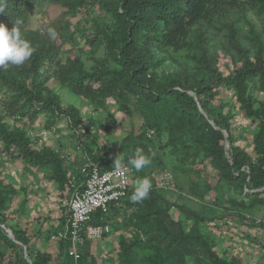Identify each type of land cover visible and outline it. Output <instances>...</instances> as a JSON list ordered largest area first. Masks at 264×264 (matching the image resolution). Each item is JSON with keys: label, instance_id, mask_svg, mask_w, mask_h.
<instances>
[{"label": "rangeland", "instance_id": "1", "mask_svg": "<svg viewBox=\"0 0 264 264\" xmlns=\"http://www.w3.org/2000/svg\"><path fill=\"white\" fill-rule=\"evenodd\" d=\"M238 2L226 11V15L203 28L205 39L209 40L211 67L222 73L210 114L213 116L217 111L230 114L235 145L254 155L259 125L242 108L235 86L228 84L234 64L241 63V54L233 47L229 36L231 27L235 26L238 42L253 54L256 44L251 24L264 42V22L251 0ZM94 15L97 14L82 12L74 16L67 14V8L60 3L46 4L32 11L28 29L22 30V34L33 46L40 45L47 39V29L55 28V20L61 16L68 20L64 24L66 27L70 25L74 29L75 24L80 23L81 26L87 24L91 30ZM83 37L82 33H77L74 42L59 48L62 54L60 74L43 86L44 99L51 97L53 101L51 109L38 110L35 114L33 108L30 110L22 102V110L11 115L4 104L9 93L4 89L0 91L3 123L11 130H25L35 149L43 154L51 152L54 156L53 159L42 156L29 161L20 150L0 154L1 189L11 195L4 211L7 222L28 233L34 251L51 253L53 264L57 263L60 248L53 235L58 226L63 222L65 226L69 219L72 188L82 182L81 175H86L90 167L98 165L93 160V152L103 149V154L109 151L116 159L120 156L122 141L127 139L130 143L135 139V150L143 148L151 156L152 163L139 172L132 169V181L135 185L137 178L149 176L154 199L140 206H122L121 214L111 218L112 231L101 239L91 240L85 247L84 263L128 264L129 257L125 256L123 247L126 243L135 256L132 264H148L147 257L156 256L154 245L170 255V260L175 258V252L179 253L183 264H217L211 260L208 247L194 241L201 234L220 256L233 264H264V204L259 203L262 196L249 194L251 191L242 187L240 180H228L221 164L208 158L206 147L213 136L198 141L200 117L193 115L188 119L193 125L191 128L184 124L187 116L172 118L171 124H177L176 130L188 136L186 143L190 144V154L186 158L177 157L171 153L177 139L175 130L171 129V124L165 127L147 119L144 112L147 113L148 108L143 104L139 107L131 103L130 98L120 102L113 96L93 99L68 86L66 74H75L74 67L80 63L87 70H99L109 51V42L102 37L94 47L86 45ZM193 39L196 38L193 36ZM196 53L183 49L171 56L168 51H157L156 56L163 62L152 70L155 76L152 81L157 87L167 85L173 78L189 86L210 81L215 73L193 59ZM247 83L253 105L258 108L264 100V90L255 79ZM99 85L93 82L95 88ZM145 95L142 93L143 99ZM146 100L149 101V97ZM214 141L223 143L218 136ZM225 144L228 149L226 140ZM55 158H59L61 164L56 165ZM59 169L66 174L67 180L60 182ZM147 222L151 223L149 231L142 228ZM1 226L9 236L7 229L10 227ZM172 237L176 239L171 243ZM24 256L30 259L25 253ZM18 260L15 249L0 236V264H19Z\"/></svg>", "mask_w": 264, "mask_h": 264}, {"label": "trees", "instance_id": "2", "mask_svg": "<svg viewBox=\"0 0 264 264\" xmlns=\"http://www.w3.org/2000/svg\"><path fill=\"white\" fill-rule=\"evenodd\" d=\"M251 1L257 6V12L263 16L264 22V0ZM57 3L67 8V14L74 16L82 12H95L97 15H94L93 29L89 30L87 24L81 26L80 23H76L74 29H71L70 25L66 27L64 24L68 20L65 21L64 18H67L61 16L55 20V29L59 33L56 40H51L46 33V41L34 46L33 56L23 65L16 68L12 65L0 66V91L4 89L9 93L4 104L11 115H16L22 110L23 106H20L22 102H25L30 110L33 108L35 114L38 113V110L51 109L53 101L51 97L44 99L45 89L43 86L47 80L49 81L60 74L62 54L59 48L74 42L77 33H82L86 45L91 47L98 44V40L102 37L109 42V51L102 61L101 68L87 70L79 63L76 68L74 67L75 74H66L68 86L77 93L87 97L93 96V99L96 97L105 99L108 96H113L120 102H124L130 98L131 103L139 107L140 104H143L148 108V112H144L147 119L150 118L152 123L162 124L165 127L170 126L172 118L177 115L187 116L184 124L190 128L193 125L188 119L193 115L200 117L202 125L199 126L197 133L198 141H205L206 137L213 136L211 143L208 142L209 146L206 147L208 158L212 157L221 164L228 180H240L241 186H245L251 191L249 194L262 196L259 203L264 204V100L260 107L255 108L252 96L249 95L247 83V80L255 79L260 82L264 90V42L254 24H251L250 27L252 38L256 44L253 54L249 48L243 47L238 42L237 29L235 26L231 27L229 40L241 54V63L234 64V71L228 79V84L237 89L238 100L242 108L252 118V121L259 125L255 135L254 155L235 145L230 114H223L222 111L213 113V116L210 114L212 113L213 98L216 96L218 92L216 90L222 80V73L218 72L215 67H211L209 40L205 39L203 28L213 24L217 18L226 15V11H230L240 3L238 0H0V7L4 9V12L0 13V23L6 24L11 30L15 22L20 21L21 30H27L32 11L46 4ZM105 16H108V19L104 18ZM193 36L196 39H193ZM183 49L196 51V54L199 55L193 56V59L203 63L205 68L211 69L215 73L213 78L192 86L182 84L180 79L173 78L168 80L167 85L157 87L156 83L152 81L155 76L151 72L160 66L163 59H158L156 52L159 50L168 51L171 56H174L181 53ZM93 82H98L100 85L95 88ZM189 90L193 91L195 95H191ZM142 93L146 94L144 99ZM195 96L203 106L208 118H205L201 113ZM146 97H149V101L146 100ZM55 104L59 105L56 101ZM3 118L0 105V154L9 153L11 150H20L30 158L29 161L37 160L42 156L49 159L54 158L51 152L43 154L35 149L25 130L21 128L9 129L3 123ZM176 126V123L171 124V129L175 130L174 133L177 137L176 143L172 147L174 150L171 153L177 157L186 158L190 154V144L186 143V139L189 137H184L179 133ZM224 130L229 133L226 139ZM217 136L223 143L219 144V141H214ZM227 139L229 141L228 149L225 144ZM135 145V139L130 143L127 142V139L122 141L119 158L123 164H127L128 159L133 156ZM102 152L103 149H100L92 154L99 169L105 171L114 168L115 159L112 158L111 153L105 151L103 154ZM54 161H56V165L61 164L59 158H55ZM183 162L186 161L183 160ZM57 176L60 182L67 180L66 174L62 173L61 169L57 172ZM81 176L80 184L87 178L85 174ZM134 186L131 178L127 195L119 203H113L108 214L96 213L92 222H106L111 225V218L121 214L122 206H140L154 199L155 193L152 189L149 197L143 202L132 203L129 197ZM75 188L76 186L72 188V192ZM10 198L11 195L8 192L2 191L0 183V236L15 249L19 264H53L51 253L34 251V245L28 233L7 222L4 211L8 207L7 202ZM2 224L13 230L15 239L7 235ZM63 224L64 222L58 226L55 234L65 227ZM150 224V222L144 223L142 228L149 231ZM175 239L172 237L171 243ZM195 240L208 247L211 260L214 263L233 264L220 256L218 251L212 248L211 242L201 234L197 235ZM58 242L60 256L55 264H86L84 263V249L90 241L80 248L81 257L77 262L73 256L69 255L68 250L71 243L63 239ZM25 247L32 263L24 256ZM123 247L125 256L129 257L128 264H132L135 262V256L131 253V246L123 243ZM154 247L156 256H148V264L184 263L179 253L175 252V258L170 260V255L166 254L159 245H154Z\"/></svg>", "mask_w": 264, "mask_h": 264}, {"label": "built area", "instance_id": "3", "mask_svg": "<svg viewBox=\"0 0 264 264\" xmlns=\"http://www.w3.org/2000/svg\"><path fill=\"white\" fill-rule=\"evenodd\" d=\"M132 172V168L121 172H115L114 168L101 171L97 165H93L86 174V180L72 192L69 219L53 238L71 243L68 251L75 262L81 257L80 248L87 241L101 239L111 231L109 223H93L94 215L98 212L108 214L111 205L119 203L127 195Z\"/></svg>", "mask_w": 264, "mask_h": 264}, {"label": "clouds", "instance_id": "4", "mask_svg": "<svg viewBox=\"0 0 264 264\" xmlns=\"http://www.w3.org/2000/svg\"><path fill=\"white\" fill-rule=\"evenodd\" d=\"M3 12L4 9L0 7V13ZM20 24V21H16L14 27L9 30L6 24L0 23V66H21L35 52V47L22 34ZM47 34L51 40H56L59 36V33L54 27H49ZM151 163V156L146 154L143 148L137 147L134 155L128 159L127 165H124L119 157L115 159L113 165L115 172L128 171L129 168L139 172L150 166ZM152 188L153 182L149 176L137 178L134 190L129 197L130 201L134 204L143 202L149 197Z\"/></svg>", "mask_w": 264, "mask_h": 264}, {"label": "water", "instance_id": "5", "mask_svg": "<svg viewBox=\"0 0 264 264\" xmlns=\"http://www.w3.org/2000/svg\"><path fill=\"white\" fill-rule=\"evenodd\" d=\"M190 93H191L192 95H195V93H194L193 91H191ZM195 98L198 100L197 96H195ZM198 105H199L200 110H201L204 114L207 115V113L205 112V110H204L203 106L201 105V103L199 102V100H198ZM211 122L213 123V121H211ZM224 132H225V134H226V137H228V132H227L226 130H224ZM227 147H229V141H228V139H227ZM7 232H8V234H9V236H10L11 238L15 239V235H14V232H13L12 229H10V228L7 229ZM25 254H26V256L28 257V251H27V248H26V247H25ZM28 261L32 263V260L29 259Z\"/></svg>", "mask_w": 264, "mask_h": 264}]
</instances>
